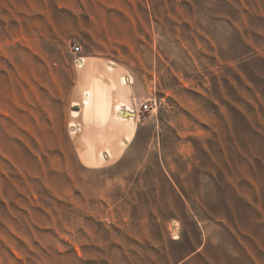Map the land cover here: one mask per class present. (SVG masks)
Masks as SVG:
<instances>
[{"label": "rangeland", "instance_id": "obj_1", "mask_svg": "<svg viewBox=\"0 0 264 264\" xmlns=\"http://www.w3.org/2000/svg\"><path fill=\"white\" fill-rule=\"evenodd\" d=\"M76 44L135 82L102 168ZM0 264H264V0H0Z\"/></svg>", "mask_w": 264, "mask_h": 264}, {"label": "bare ground", "instance_id": "obj_2", "mask_svg": "<svg viewBox=\"0 0 264 264\" xmlns=\"http://www.w3.org/2000/svg\"><path fill=\"white\" fill-rule=\"evenodd\" d=\"M76 65L71 137L82 163L102 168L118 161L136 134L134 78L115 61L82 57Z\"/></svg>", "mask_w": 264, "mask_h": 264}, {"label": "built area", "instance_id": "obj_3", "mask_svg": "<svg viewBox=\"0 0 264 264\" xmlns=\"http://www.w3.org/2000/svg\"><path fill=\"white\" fill-rule=\"evenodd\" d=\"M81 49H82L81 46L78 44L72 46V48H71V52L74 55L78 56L77 59L82 58V56H80V54L82 53ZM154 103H155V99H153V98H150V99L146 100L145 102H143L139 108L140 114L150 112V110L152 109V104H154Z\"/></svg>", "mask_w": 264, "mask_h": 264}, {"label": "crops", "instance_id": "obj_4", "mask_svg": "<svg viewBox=\"0 0 264 264\" xmlns=\"http://www.w3.org/2000/svg\"><path fill=\"white\" fill-rule=\"evenodd\" d=\"M137 101H138V97H137Z\"/></svg>", "mask_w": 264, "mask_h": 264}]
</instances>
